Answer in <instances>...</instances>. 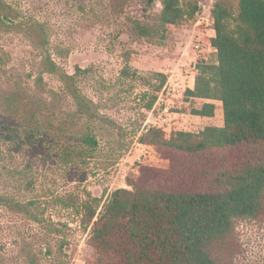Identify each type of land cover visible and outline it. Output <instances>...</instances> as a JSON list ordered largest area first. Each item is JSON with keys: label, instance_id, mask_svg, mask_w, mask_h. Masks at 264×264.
<instances>
[{"label": "rangeland", "instance_id": "1", "mask_svg": "<svg viewBox=\"0 0 264 264\" xmlns=\"http://www.w3.org/2000/svg\"><path fill=\"white\" fill-rule=\"evenodd\" d=\"M2 1L0 264H97L93 224L84 225L76 206L131 190L130 180L172 164L175 157L140 143L149 128L169 136L224 125L220 103L213 118H202L189 111L203 102L184 101L197 61L215 59L209 41L217 0H181L198 12L177 26L162 25V0ZM47 58L58 73L44 69ZM60 73L78 75L98 120L76 114ZM158 74L168 78L161 92ZM28 130L41 131L35 147L17 142ZM85 134L96 138L95 150L84 145ZM235 230L223 264H264V221L238 222Z\"/></svg>", "mask_w": 264, "mask_h": 264}, {"label": "trees", "instance_id": "2", "mask_svg": "<svg viewBox=\"0 0 264 264\" xmlns=\"http://www.w3.org/2000/svg\"><path fill=\"white\" fill-rule=\"evenodd\" d=\"M162 7L164 26L181 25L198 12L197 6H184L181 0H162ZM5 15L0 0V25ZM211 17L214 35L209 42L215 59L197 61L194 86L184 92V101L203 102L189 111L202 118H213L220 103L224 125L169 136L149 128L140 143L175 157L172 164L151 170L150 179L146 174L130 180L131 190L76 206L84 225L93 224L89 245L97 264H223L238 222L264 221V0H217ZM44 69L58 73L50 58ZM77 76L59 74L76 114L98 120V108L80 90ZM157 76L155 88L161 92L168 78ZM37 83L41 85V78ZM156 101L152 98L147 108ZM40 134L25 131L17 142L35 147ZM82 140L88 151L98 146L91 134ZM15 207L26 210L21 204Z\"/></svg>", "mask_w": 264, "mask_h": 264}]
</instances>
